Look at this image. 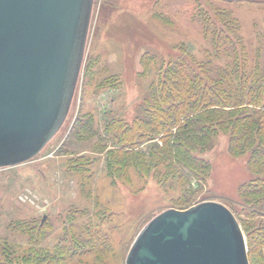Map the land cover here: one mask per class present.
I'll list each match as a JSON object with an SVG mask.
<instances>
[{"label": "rangeland", "instance_id": "obj_1", "mask_svg": "<svg viewBox=\"0 0 264 264\" xmlns=\"http://www.w3.org/2000/svg\"><path fill=\"white\" fill-rule=\"evenodd\" d=\"M219 32L235 34L249 68L264 72V0H93L62 125L32 159L0 168V264H125L154 216L201 200L232 212L249 263L264 264V174L249 167L248 151L228 152V136L219 133L200 155L207 173L189 191L158 184L152 171L122 169L123 162L108 167V155L120 148L106 141L110 119L129 124L140 115L170 59L194 69L223 64L210 35ZM153 142L127 145L130 163Z\"/></svg>", "mask_w": 264, "mask_h": 264}, {"label": "water", "instance_id": "obj_2", "mask_svg": "<svg viewBox=\"0 0 264 264\" xmlns=\"http://www.w3.org/2000/svg\"><path fill=\"white\" fill-rule=\"evenodd\" d=\"M92 4L0 0V168L32 159L62 125L81 68ZM125 264L249 260L232 212L203 201L154 216L135 238Z\"/></svg>", "mask_w": 264, "mask_h": 264}, {"label": "trees", "instance_id": "obj_3", "mask_svg": "<svg viewBox=\"0 0 264 264\" xmlns=\"http://www.w3.org/2000/svg\"><path fill=\"white\" fill-rule=\"evenodd\" d=\"M209 24L214 25L212 19L207 20ZM210 35L215 58H225L223 64L211 68L201 63L194 69L183 58L168 60L141 114L129 124L117 118L107 123L106 141L112 138L120 143L108 155L110 169L123 162L122 169L133 165L143 176L152 171L158 184L176 182L189 191L207 173L208 162L200 155L222 133L228 136L230 154L248 151L249 167L264 174V72L249 68L235 34ZM88 126L84 123L82 128ZM144 140L155 142L148 151H136L131 164L127 145ZM143 156L151 162L146 165ZM260 181L264 184V179Z\"/></svg>", "mask_w": 264, "mask_h": 264}, {"label": "bare ground", "instance_id": "obj_4", "mask_svg": "<svg viewBox=\"0 0 264 264\" xmlns=\"http://www.w3.org/2000/svg\"><path fill=\"white\" fill-rule=\"evenodd\" d=\"M245 240V239H244Z\"/></svg>", "mask_w": 264, "mask_h": 264}]
</instances>
